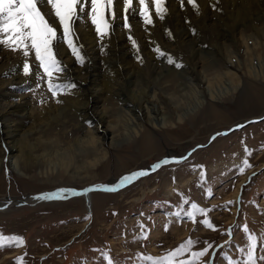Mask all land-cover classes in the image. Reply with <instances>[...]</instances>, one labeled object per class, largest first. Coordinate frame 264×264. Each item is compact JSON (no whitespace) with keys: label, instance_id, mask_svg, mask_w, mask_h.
Segmentation results:
<instances>
[{"label":"rangeland","instance_id":"1","mask_svg":"<svg viewBox=\"0 0 264 264\" xmlns=\"http://www.w3.org/2000/svg\"><path fill=\"white\" fill-rule=\"evenodd\" d=\"M256 3L264 7V0H257ZM86 10H90V4ZM255 15L264 30V17L259 16H264V12L259 15L255 12ZM248 21L246 19L243 26L251 29ZM252 31L257 38L263 39L260 45L252 41V47L247 49L242 41L230 38V51H227L221 45L208 47L199 42L195 46L189 45L180 60L173 58L180 61L182 67L164 63L160 69H176L172 84L180 93L190 86L202 84L206 76L218 85L215 76L226 72L228 66L236 72L235 66L244 68L250 61L253 69L262 70L264 31ZM254 73L241 70L242 80L247 79V87L243 91L215 103L208 100L193 112L190 109L195 107V102L177 107L178 102L172 97L163 102H152V110L158 105L162 112L171 114L177 124L171 128L148 126L146 131L133 134L130 139L126 136L125 141L119 139L118 144L109 147L110 155L99 165L97 176L91 179L87 175L88 181L71 178L64 183L43 182L20 177L7 164L2 166L0 199L27 195L32 200V195L59 189L111 184L123 173L152 167L167 156L183 155L198 145L181 163L162 165L148 176L117 191L95 190L91 210L87 209L82 196L35 205L14 204L0 210V236H19L24 240V244L19 246L5 241L7 246L0 247V264H109V261L112 264H151L144 257L166 256L188 239L198 242L192 245L191 251H201L207 243L212 244L209 253L202 258L204 262L232 264L233 261H240L242 264L246 259L249 236L257 237V256L264 255V167H261L264 163V119L249 122L210 140L214 132L264 114V72L260 71L258 77ZM136 77L138 83L151 85H157L158 79H161L158 75H142L141 71ZM34 92L39 101L42 98L51 99L44 82ZM131 93L129 87L123 110L139 109ZM108 107H104V111L112 115V108ZM211 110L218 114L210 117ZM185 111H189V116L178 121V115ZM128 114L122 117V126ZM86 129L82 127L81 120L75 135L81 137L87 134ZM146 143L152 145L148 152L142 151ZM245 160L250 167L244 165ZM108 165V172L100 173ZM242 167L243 173L240 172ZM258 169L261 171L243 185L241 206L238 202L237 207L234 197L237 186L244 176ZM169 187L173 190L168 191ZM193 203L210 211L206 216L197 213L190 220L187 212L192 210ZM176 213L180 216L177 217ZM204 220L212 223L213 227L208 228ZM229 225H232L231 234ZM221 243L212 262V251ZM241 249L244 251L241 252ZM19 258H23L22 262ZM176 259L177 264L188 261L191 259L190 252ZM258 264L264 262L258 261Z\"/></svg>","mask_w":264,"mask_h":264},{"label":"bare ground","instance_id":"2","mask_svg":"<svg viewBox=\"0 0 264 264\" xmlns=\"http://www.w3.org/2000/svg\"><path fill=\"white\" fill-rule=\"evenodd\" d=\"M196 2L199 13L187 3V0H183V3L182 0H166L168 11L164 20L156 18L154 6L149 3L154 26L149 25L145 30L146 26L138 14L129 15L131 30H136L131 33L121 27L123 20L119 17L124 15L121 0L120 11L117 13L118 18L112 32L114 36L111 34L104 40L98 37L94 27L90 25L89 17L85 15L76 25L79 34L76 43L82 45L85 64L80 65L76 62L66 45L60 47L59 58L67 67L64 73L67 79L64 82H74L77 87L72 90V94L60 95L58 98L62 103L59 104L50 93L51 99H45L46 104H40L34 92L37 90L36 78L23 76L22 55L0 49V173L3 170L2 166L7 164L13 172L18 173V176L33 180L64 183L71 178H80L82 181H88L87 175H90L91 179L97 176L99 165L110 155L109 147L118 144L119 139L120 141L130 139L133 134L146 131L148 126L171 128L177 124L172 115L162 112L158 105L152 110L150 107L152 102L156 100L163 102L169 97L178 102L176 107L186 102H195V107L190 109L193 112L208 100L215 103L243 91L247 87V79L242 80L240 71L255 72V76L258 77L260 71L264 72V68L255 70L250 61L244 68L235 66L236 72L228 66L226 72H220L215 76L218 85L206 76L202 84L190 86L182 93L179 90L176 92L172 84L176 69L168 71L160 69L167 63V59L159 57L153 51L156 47L172 58L180 60L185 54L183 51L189 45L195 46L199 42L208 47L221 45L230 51L228 49L230 38L242 41L247 49L252 47V41L257 45L263 41L252 31V29L260 33L264 31L261 21L258 22L260 19L255 18V12L258 15L264 12V7L257 4V0H196ZM246 19H249L251 29L243 26ZM58 33L62 34V29H59ZM129 35L137 40L138 52L128 39ZM138 57L143 63L138 61ZM262 63L264 64V62L260 64ZM140 71L142 75H158L161 79H158L157 85L140 84L135 79ZM129 87L133 99L139 104V109L135 111H126L122 108ZM108 105L112 108V115L104 111V107ZM129 112L135 113L128 114ZM127 114V121L122 126V117ZM175 114L177 116V112ZM216 114H218L216 111L211 110L210 117ZM187 116L189 111L180 113L177 120L182 121ZM81 120L82 127H87V134L78 137L75 131ZM158 121L161 124L157 123ZM119 128H123V131L118 132ZM150 146H152L150 143L144 144L142 151L148 152ZM263 166L264 163L261 167ZM108 170L109 165L101 169L100 173H106ZM259 171L261 169L253 170L241 179L234 192L237 207L243 185L252 180ZM118 179L114 180V183ZM114 183L99 185L105 187ZM95 190L98 189L78 195L68 193L64 197L82 196L87 209L91 210ZM172 190L173 188H168V191ZM9 197L0 199V206L17 204L16 198L9 200ZM35 197H32V200H35Z\"/></svg>","mask_w":264,"mask_h":264},{"label":"snow or ice","instance_id":"3","mask_svg":"<svg viewBox=\"0 0 264 264\" xmlns=\"http://www.w3.org/2000/svg\"><path fill=\"white\" fill-rule=\"evenodd\" d=\"M121 0H0V49L19 53L23 57L22 68L25 78L35 77L37 88L40 83L47 84V89L53 98H56V103H62L58 98L60 95L72 94V90L77 87L74 82L64 81L67 77L64 75L67 67L59 58L61 45H66L67 49L71 50V55L80 65L85 64V55H82V45L76 43L79 39V34L76 31L78 21H82L87 15L90 19V25L101 40L109 37L114 31V23L118 18L117 13L120 11L119 5ZM149 3L154 6L155 16L159 20H164L167 15L166 0H122L123 20L122 28L131 31L129 15H139L142 18L143 24L146 26H154V19L149 8ZM183 3V0H182ZM194 9L199 13V6L196 0H187ZM90 4V10L86 12V8ZM138 5V6H137ZM62 29V34L58 30ZM132 46L139 51L138 42L131 35L128 36ZM159 57H166L167 63L174 64L175 67H182L177 63L171 55H167L159 47L153 49ZM31 61V63H30ZM138 61L143 63V60L138 57ZM40 104H46L45 99H41ZM89 126L91 123L89 122ZM247 152L248 149L246 148ZM186 157L180 159L169 160L165 158L159 163L152 166V171H156L162 165L169 163H181ZM244 165L250 167L248 161L245 160ZM240 172H244V168H240ZM150 174L147 170H140L131 174L124 175L120 178L119 184L116 187L105 188V191H117L119 187L131 184L141 177H146ZM203 176V173H201ZM92 189H90L91 191ZM65 190L43 194L38 199L56 200L65 198L63 193ZM187 203V201H185ZM191 211L187 212V217L191 220L197 213L207 215L209 209L199 208L197 204H191ZM179 217L180 213H176ZM203 223L212 228L213 224L208 220ZM245 231H248L245 228ZM249 244L246 252V259L242 264H258V261L264 262V255L257 256V237L249 236ZM13 242L16 246L23 245L24 240L19 236L5 237L0 236V247L7 246L4 242ZM198 243L192 239H188L182 243L174 251L169 252L166 256L153 258L144 257L145 260L151 261V264H177V257L186 252H190L191 259L188 261H179V264H211L204 262V258L212 248L211 243L201 251H191L192 245ZM241 252L244 250L241 249ZM23 258H19L22 262ZM109 264H112L109 261ZM232 264H241L240 261H233Z\"/></svg>","mask_w":264,"mask_h":264},{"label":"water","instance_id":"4","mask_svg":"<svg viewBox=\"0 0 264 264\" xmlns=\"http://www.w3.org/2000/svg\"><path fill=\"white\" fill-rule=\"evenodd\" d=\"M262 119H264V114H262V115H259V116H253V117H251L250 119H246L245 121H242V122H239V123H236L235 125L233 124V125H231L230 127H228L227 129H224V130H221V131H217V132H214L212 135H211V138H210V140H212L215 136H217V135H219V134H228V133H230V132H232V131H234V130H236V129H238V128H241V127H244L246 124H248L249 122H255V121H259V120H262ZM199 146H201V145H199ZM196 147H198V145L197 146H195V147H193V148H191V149H189L185 154H183V155H180V156H167L166 158H168L169 160H174V159H180V158H182V157H186V158H188L189 156H190V154L192 153V151L193 150H195L196 149ZM165 158H163V159H161V160H159V161H157L156 163H154L153 165H155V164H157V163H159L160 161H162V160H164ZM264 167V166H263ZM152 169V168H151ZM150 168H148V167H146V168H137V169H135L134 171H132L131 173H133V172H136V171H140V170H147V171H149V172H152V170H151ZM131 173H123L121 176H120V178L122 177V176H124V175H127V174H131ZM252 175V174H251ZM120 178L113 184V185H110V186H108V185H105V187H103V186H100L99 184H95V185H88L87 187H84L83 189H74V190H65L64 191V193H63V195H65V194H68V195H78L79 193H83V192H85V193H88V191L90 190V189H98V190H103V189H105V188H112V187H116L118 184H119V180H120ZM121 187H119L118 189H120ZM92 189V190H93ZM117 189V190H118ZM60 191V190H59ZM59 191H56V192H59ZM49 193H53V192H49ZM44 194H48V193H44ZM41 195H43V194H41ZM41 195H39V196H41ZM38 196V197H39ZM31 197H33V195L31 196ZM14 198H16V200H15V202H17V204H29V205H35V204H38V203H40V202H43V201H48V200H44V199H38L37 198V196L34 198L35 200H32V201H30L29 199H27L28 198V196L27 195H21V196H17V197H9V200H14ZM238 202H239V207L241 206V196H239V198H238ZM6 207H9L8 205H6V206H0V209H5ZM231 227H232V225H229V233L231 234L232 233V230H231ZM222 245V243L221 244H218L215 248H214V250H213V252H212V255H211V261H213V257H214V255H215V253H216V250H217V248L219 247V246H221Z\"/></svg>","mask_w":264,"mask_h":264}]
</instances>
